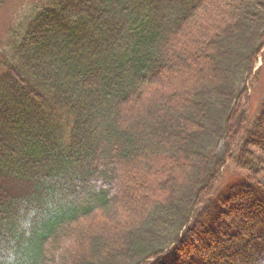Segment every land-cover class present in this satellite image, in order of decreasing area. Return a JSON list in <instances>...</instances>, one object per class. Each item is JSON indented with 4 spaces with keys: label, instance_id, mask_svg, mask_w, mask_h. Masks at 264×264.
Instances as JSON below:
<instances>
[{
    "label": "trees",
    "instance_id": "trees-1",
    "mask_svg": "<svg viewBox=\"0 0 264 264\" xmlns=\"http://www.w3.org/2000/svg\"><path fill=\"white\" fill-rule=\"evenodd\" d=\"M29 10L1 62L0 264H264V0Z\"/></svg>",
    "mask_w": 264,
    "mask_h": 264
},
{
    "label": "rangeland",
    "instance_id": "rangeland-1",
    "mask_svg": "<svg viewBox=\"0 0 264 264\" xmlns=\"http://www.w3.org/2000/svg\"><path fill=\"white\" fill-rule=\"evenodd\" d=\"M39 0H7L6 4L0 8V74L3 72L1 62L4 57L11 60L10 40L12 38L11 30L17 28L28 16L29 9L37 6ZM20 33H16L19 38ZM16 38V39H17ZM260 69L257 76L255 87L250 93V112L252 115L257 113L260 101L264 96V55L259 58L256 70ZM257 73V72H256ZM244 176L232 165H228L222 173L220 185L213 197V200L224 196L232 186L243 183Z\"/></svg>",
    "mask_w": 264,
    "mask_h": 264
}]
</instances>
